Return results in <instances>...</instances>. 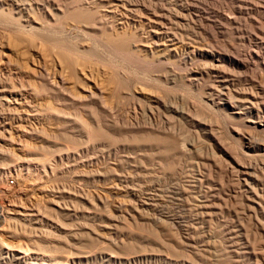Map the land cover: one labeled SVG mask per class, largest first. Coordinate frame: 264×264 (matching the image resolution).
<instances>
[{
    "label": "rangeland",
    "instance_id": "obj_1",
    "mask_svg": "<svg viewBox=\"0 0 264 264\" xmlns=\"http://www.w3.org/2000/svg\"><path fill=\"white\" fill-rule=\"evenodd\" d=\"M142 1L155 3L165 8L169 19L165 26L170 30L173 29L174 31L171 30L173 32L178 31V34L188 37L186 43L183 44L176 40V43H172L173 45L169 43L168 46H163L165 48L163 54L168 53L166 54L168 58L162 55V59L159 61L157 59L159 53L152 56L145 51H136L133 54L117 52L115 48L109 47L108 42L101 34L95 35L89 31L88 34V32L81 33L72 30L69 42L71 47L82 46L90 51L84 55L85 57L73 55L76 60L73 65L75 70L61 63L58 53L62 49L55 47L51 41H43L33 35L13 29L12 15L5 11L0 12V56L1 62L5 63L6 67L3 72L7 75L4 77L7 78L6 81L10 86L13 84V86L19 87L23 83V87L27 90L36 91L33 92L34 95L32 94L31 98L33 107H18V110H13L10 107L0 109V121L7 120L6 123L3 122L4 124L0 122V225L2 226L3 222H6V226L5 224L2 226V230L7 228L5 232L0 230L2 238L5 236L1 243H5V248L10 246V248L17 249L19 246L20 249L24 247V250L29 251L38 245L39 237L47 235V230L54 232L56 228H61L59 230L65 232L62 234L68 235V237L59 235V233L56 234L61 239L63 236L62 240L58 236H56L57 238L47 237L52 238L55 242L60 240V245H62L60 250L65 246L64 248L67 247L66 250L73 252L74 256H83L84 264H184L185 260H188L186 264H191V260L194 262L192 264H252L253 261L256 262L252 254V246L258 247V251L264 250V214L255 209L258 205L251 204L252 201L247 198L242 180L239 178L242 182L239 185V191H243V195H241L242 192H239L240 196L228 197L221 192V182L218 181L219 178L214 173L213 188L215 187L217 192L222 193L223 198L220 195L221 197L216 200L217 207L216 205L215 208L213 207L212 222L199 212L197 198L202 193L195 186L196 182L193 180L199 169L205 172V167L208 168L206 165L214 164V168L220 159L230 161L228 158H220L226 156L217 150V144L213 140L214 136L222 139L221 143L227 144L226 148L229 154L233 155L237 151L235 155L241 157L240 159H243L244 163H248L247 161H252V164L258 162L256 157L253 159L250 157L251 161L249 156L245 157V150L241 147L238 139L240 135H246L248 132V118L231 117L221 111L218 108L221 105L217 103H220V100L224 99L229 92L236 96L243 92L242 89L244 92H249L252 89L251 92L257 93L258 91L261 100L259 101L264 106V93L259 92L256 88L258 85H263L264 88V0H138V2ZM143 14L146 13L143 12ZM56 25L59 28L63 26L59 22ZM65 26L70 28L71 25ZM52 37L57 38L56 35ZM211 47L222 54H218L221 57L219 66L215 68L213 65L214 103L211 102L208 95H203L184 81V74L187 73L188 68L193 66L199 69V66L204 68V65L208 64L205 54H195L193 51L195 49L205 51L204 49ZM164 51L166 52L164 53ZM255 51L259 52V55L262 53V58L252 59L248 66H238L230 60V57L243 59L242 56L245 53H254ZM189 53L192 57L187 61L183 60V56ZM253 60H257V63ZM196 61L200 63L198 64ZM41 66L45 67L49 75L51 74L52 81H57L59 75L67 80L64 87L65 93L60 92V94L55 90L52 92L51 89L42 87L44 82L39 76ZM115 68H118V74ZM227 83L229 84L227 85ZM96 86L102 90V96L104 95V107L93 105L85 107L80 100L77 101L73 98L85 95L88 89H95ZM68 92L71 94L68 95ZM157 98L161 99L160 104L156 102ZM141 104L144 106L143 108ZM194 108L197 111L200 108L198 116H195ZM52 112L54 113L52 114ZM94 118L111 123L116 121L124 129L122 135L116 133L111 137H100L92 142L87 140L83 131L86 128L85 125L94 124ZM203 118L205 120H202ZM198 121L208 122L206 126L213 128V133L203 129L202 123L199 125ZM195 126L198 128L196 129ZM156 127H159V132H151L148 134L149 136L144 135L143 131L137 132L141 128L150 132ZM130 128L134 130L128 132ZM42 130H44V135H49L48 138L41 137L42 139H40L32 134L34 132L42 133ZM157 132L160 133L161 138ZM165 132L171 134L167 136L175 139L176 143L171 144L169 138L166 135L163 136ZM243 132L245 133L243 134ZM182 140L187 141L191 150L196 149L198 152L194 153V150L192 157L190 155L189 157L180 147ZM166 142L168 143L166 144ZM173 145H176V148ZM179 154L181 155L179 156ZM195 155H198L197 159ZM185 156H188L187 159ZM216 156L219 158L217 159ZM186 160L190 161V164ZM197 160L201 164L200 162L198 164ZM216 160L218 161L215 162ZM226 161L225 164H228ZM175 162L176 164H174ZM220 166L217 165V167ZM190 168L192 171L189 172ZM228 168L230 167L228 166ZM214 169L219 171L218 168ZM101 170L106 175L101 173ZM137 170L139 173L136 172ZM181 184H185L186 189L188 187L190 191L188 189L185 191V186L183 187ZM118 185L121 187L118 188ZM190 193H195L196 199H194L195 195L193 197ZM189 195L191 197H188ZM14 207L16 209L28 208L31 214L29 219L33 220L32 224L30 222L29 224L28 221L26 223L19 222L23 220V217H18L20 215L16 217L10 213L15 209ZM194 207L197 208L194 209ZM5 209L10 210L6 211ZM2 213L6 214L5 217ZM7 214L16 218L10 219L8 222ZM6 219L7 221H5ZM209 222L210 224L214 222V226H211ZM195 224L199 226L194 227ZM184 225H191L195 228L196 234L199 232L197 234L199 236H196L194 230H191V234L193 233L196 238L191 242L186 241V243H192L191 246L195 244L196 248L199 246L197 249L201 252H191V255L188 254L189 251H192L191 248L189 250L178 244L175 245L176 240L173 239V236L179 235L178 233L181 236L180 227H185ZM11 228L13 231H21H18L19 234L14 233L16 236L13 234L12 238ZM75 233L81 234L80 237L77 235L78 240L77 236H75L76 240L74 239L73 234ZM2 238L0 237V239ZM65 238L68 240H64ZM35 240L37 241L34 244ZM72 241L77 245L71 246L74 243L71 244ZM44 245L46 250L34 249L30 251L44 252L47 256H57L58 259H63L66 257L64 254H68L66 252L63 254L59 249L55 251L50 246L48 249V244ZM183 251L188 252L187 255ZM254 262L253 264H255ZM262 263L264 264V261L257 264Z\"/></svg>",
    "mask_w": 264,
    "mask_h": 264
},
{
    "label": "bare ground",
    "instance_id": "obj_2",
    "mask_svg": "<svg viewBox=\"0 0 264 264\" xmlns=\"http://www.w3.org/2000/svg\"><path fill=\"white\" fill-rule=\"evenodd\" d=\"M154 1V0H153ZM146 2V3H145ZM142 1V2H138V0H0V12H4L5 13H9L12 15L13 17V21L11 24H13V29L21 32V33H27L30 35H33L34 37H37L43 41H51L53 43V45H55V47H59L60 52L58 53V57L61 61L62 64L66 65L67 67H69L70 69L72 68V70H75V67L73 66L75 64V58H74V54L79 56V57H83L85 54L89 53L90 51H88L87 49H85L84 47L80 46V47H71L70 42V37L72 34V30H77L78 32L81 33H85V32H92L93 34L97 35V34H101V36H103L105 38V40L108 42L109 47L115 48L117 52H121V53H136V51H145L146 53H148L149 55H156L158 54L157 58L159 61H161L162 59V55L166 56V54H163V50L165 48H163V46H168L169 43H176L178 41H181L180 43L185 44L186 40L188 37H186L184 34H178V31L173 32L170 30V28L165 26V23L168 22V16L166 15L165 8H163L161 5L158 6L157 4H152V3H148L147 1ZM169 2V1H168ZM235 3V2H234ZM182 4V3H181ZM123 12H120V11ZM143 12H145L146 14H143ZM182 12V11H181ZM187 12V11H186ZM197 13V12H196ZM181 14V13H180ZM183 14V13H182ZM188 14V13H187ZM8 15V14H7ZM173 15V14H172ZM184 16V15H183ZM176 17V16H175ZM187 17V16H186ZM196 19V18H195ZM176 20V19H175ZM191 20V19H190ZM62 23L63 26L61 28L57 27L56 23ZM176 23V21H175ZM172 24V23H171ZM174 24V23H173ZM61 25V24H60ZM65 25H71L70 28H67V26ZM168 25V24H167ZM178 25V24H177ZM176 25V26H177ZM203 25V24H202ZM169 26V25H168ZM183 26V25H181ZM186 27V26H185ZM211 27V26H210ZM190 28V27H189ZM213 28V27H212ZM260 28V27H259ZM119 29H121L122 31H120ZM193 29V28H192ZM254 29V28H253ZM262 29V28H261ZM195 30V29H194ZM263 30V29H262ZM88 32V34H89ZM198 33V32H197ZM196 34V33H195ZM56 35L57 38L52 37ZM241 35V34H240ZM179 36V37H178ZM203 37V36H202ZM190 38V37H189ZM72 42V41H71ZM74 42V41H73ZM81 43V42H80ZM83 43V42H82ZM249 44V43H248ZM79 45V44H78ZM173 45V44H172ZM177 45V44H176ZM175 45V46H176ZM204 46V45H203ZM200 47V45H199ZM210 47V46H209ZM168 48V47H167ZM193 49V48H192ZM170 51L173 49H169ZM205 51H201V50H197L195 49L193 52L195 54H205L206 58H208V64L204 65V68L202 66V68L199 66L197 69V67H190V69H187V73L184 74V81H186V84H189L191 87L196 88L197 90L200 91V93H202L203 95H208L209 99L211 100L212 103L213 102V65H215L214 67L216 68L217 66H219V62H221V57L219 55H222L221 53L217 52L216 50H214L213 47L208 48V49H204ZM262 50V49H261ZM190 51V50H189ZM166 51H164L165 53ZM187 52V51H186ZM1 53V52H0ZM161 53V54H160ZM175 53V52H174ZM185 53V52H184ZM183 53V54H184ZM244 53V52H242ZM259 52H247L245 53L242 58L243 59H238L237 57H230V60L238 65V66H248L249 64H251L252 59H256V58H262V53L259 55ZM219 54V55H218ZM241 54V53H240ZM160 55V56H159ZM176 55V54H174ZM195 56V55H194ZM238 56V55H237ZM264 56V55H263ZM85 57V56H84ZM157 57V56H156ZM192 57L189 54H186L185 56H183V60L187 61L189 60V58ZM197 57V56H196ZM194 57V58H196ZM166 58H168L166 56ZM181 58V57H180ZM198 58V57H197ZM192 59V58H191ZM264 59V58H263ZM167 60V59H166ZM194 60V59H193ZM202 60V59H201ZM164 61V59H163ZM184 61V62H185ZM256 61L255 63H257V60H253ZM197 62V61H196ZM198 63V62H197ZM196 63V64H197ZM200 63V62H199ZM198 63V64H199ZM194 65V64H193ZM113 66V65H112ZM116 66V65H115ZM190 66V65H189ZM114 67V66H113ZM251 67V66H250ZM5 63L1 62V56H0V109L3 107H10L13 110H18V107H33L31 98H32V94L33 92L36 91H29L27 90L25 87H23V83L18 87V86H13V84H11L12 86H10L7 83V78L4 77V69H5ZM126 68V67H125ZM187 68V67H186ZM219 68V67H218ZM118 68H115V70L117 71ZM221 69V68H220ZM223 69V68H222ZM17 71V70H16ZM49 71V70H48ZM121 71V70H120ZM181 71V70H180ZM18 73V71H17ZM117 74L119 73V71L116 72ZM180 73V72H179ZM220 73V72H219ZM225 73V72H224ZM51 75V74H50ZM50 75L47 73L45 67L41 66L40 69V73L39 76L40 78L43 80V85L42 87L45 89H51L52 92L58 91L60 92H64V87H65V80L62 76H58L59 79L57 81H52V79L50 78ZM7 76V75H5ZM117 76V75H116ZM180 77V76H179ZM5 78V79H4ZM174 78V77H173ZM226 78V77H225ZM228 78V77H227ZM219 79V78H218ZM225 79L223 78V81ZM228 80V79H227ZM221 81V80H220ZM260 82V81H259ZM221 84V83H220ZM229 83H227L228 85ZM254 84V83H253ZM258 84V82H257ZM30 85V84H29ZM49 85V86H48ZM216 85V84H215ZM226 86V85H225ZM261 86H257L256 88H258L259 92H263L264 93V88ZM223 87V86H222ZM247 87V86H246ZM253 87V86H252ZM255 87V85H254ZM159 88V87H158ZM221 88V87H220ZM35 89V88H34ZM32 89V90H34ZM38 89V88H36ZM242 89V88H241ZM218 90V89H217ZM235 90V89H234ZM248 90V89H247ZM246 90V91H247ZM256 90V89H255ZM47 91V90H46ZM49 91V90H48ZM219 91H222L221 89H219ZM229 91V89H228ZM239 91V90H238ZM242 93L240 92V94L238 93V95L236 94V96L232 95L230 92L228 93L227 96H225L224 99L220 100V104L221 107H218L221 111H223L224 113H226L227 115H230L231 117L237 116L239 118H248V122H249V126H247L248 128V132L246 133V135L244 134L245 132H243L244 135H240L239 136V141H240V145L242 148H244V152L245 157L249 156V159L251 157V159H253L254 157H256L258 159V162L256 161V163L252 164L251 159L249 161H247L248 163H244L237 155H235V152L231 155L229 154L228 149L226 148L227 144L225 145L222 142V139L220 140L219 137L214 136L215 138H213V140L216 142L217 144V150L219 152H221L222 154H224L226 157H220L222 159L224 158H228L230 161H226L228 164H225L224 160H219V166L217 167L218 164H216V166L214 168H218L219 171L217 172V169L215 170L213 168V165H206L208 168L205 167V172H203L201 169H197V174L196 176H194V182H196L197 188H199L200 196H198V204L197 207L200 210V214H202V216L204 217H208L210 222H212L213 220V207L215 208V205L217 207V203L216 200L219 199V197H221L222 193L226 194V196L228 195V197H236L238 196L239 192H242L241 195H243V191H239V185L243 182L244 183V193H246L247 198H249L254 204L258 205L257 210L260 211L261 214H264V106L261 104V100H260V96L258 95V91L257 93L254 92H244V90L242 89ZM232 92V91H231ZM234 92V91H233ZM56 93V92H55ZM65 93V92H64ZM217 93V92H215ZM221 93V92H220ZM219 93V95H221ZM58 94V93H57ZM61 94V93H60ZM71 94L68 92V95ZM102 90L99 89V87L96 86L95 89H88L87 92L85 93V95L83 96H74L72 94V96H74L73 98L77 101H81V104L83 106H95V107H104V95L102 96ZM226 94V91H225ZM260 94V93H259ZM34 95V94H33ZM59 95V94H58ZM217 95V94H216ZM264 95V94H263ZM61 96V95H60ZM218 96V95H217ZM159 97V96H158ZM216 97V96H215ZM214 97V99H215ZM220 97V96H219ZM222 97V96H221ZM56 98V97H55ZM64 98V97H63ZM191 98V97H190ZM163 99V98H162ZM189 99V98H188ZM193 99V98H192ZM191 99V100H192ZM260 100V101H259ZM67 101V100H66ZM215 101V100H214ZM156 102L160 104L161 99L157 98ZM217 102V101H216ZM187 103V102H186ZM140 104V103H139ZM162 104V103H161ZM164 104V103H163ZM166 104V103H165ZM158 105V104H157ZM210 105V104H208ZM213 105V104H212ZM142 108L144 107L141 104ZM148 106V105H147ZM150 106V105H149ZM152 106V105H151ZM215 106V105H214ZM263 106V107H261ZM146 107V106H145ZM156 108V106H154ZM153 107V108H154ZM159 107V106H158ZM213 107V106H212ZM192 108V107H191ZM197 108V106H196ZM88 109V108H87ZM95 109V108H94ZM109 109V108H108ZM113 109V108H112ZM200 109V108H199ZM198 109V111H199ZM151 110V109H150ZM183 110V109H182ZM189 110V109H188ZM191 110V109H190ZM195 112V116H198L200 113L194 108L193 109ZM213 110V109H212ZM218 110V109H217ZM91 111V109H90ZM105 111V110H104ZM154 111V110H151ZM219 111V110H218ZM15 112V111H14ZM159 112V111H158ZM200 112H202L200 110ZM54 112H52L53 114ZM65 113V112H64ZM94 113H96L94 111ZM155 113V112H153ZM192 113V112H191ZM203 113V112H202ZM210 113V112H209ZM30 114V113H29ZM51 114V115H52ZM57 114V113H55ZM102 114V112H101ZM157 114V113H156ZM212 114V113H211ZM59 115H62L59 113ZM70 115V114H69ZM94 115V114H92ZM107 115V114H106ZM192 115V114H191ZM190 115V116H191ZM225 116V114H223ZM19 116V115H18ZM56 116V115H55ZM64 116V114H63ZM68 116V115H67ZM112 116V115H111ZM115 116V115H114ZM120 116V115H119ZM156 116V115H155ZM194 116V115H193ZM16 117V116H15ZM106 117V116H105ZM129 117V116H128ZM127 117V118H128ZM135 117V116H134ZM166 117V116H165ZM188 117V116H187ZM102 118V116H101ZM162 118V117H161ZM190 118V117H189ZM195 118V117H194ZM213 118V117H212ZM211 118V119H212ZM215 118V117H214ZM229 118V117H228ZM236 118V117H235ZM91 119V118H90ZM104 119V118H103ZM196 119V118H195ZM198 119V118H197ZM216 119V118H215ZM218 119V118H217ZM233 119V118H232ZM93 120H95L94 124L92 123L91 126L89 125H85V129L82 131L85 133V136L87 138V140L89 141H94L99 139L100 137H107L116 133H121L123 132V128L120 127L116 121H102V119L99 118H94ZM105 120V119H104ZM115 120V119H114ZM140 120V119H139ZM199 120V119H198ZM202 120H205L204 118ZM222 120V119H221ZM240 120V119H238ZM242 120V119H241ZM7 121V120H6ZM4 119L0 122H5ZM122 121V120H121ZM125 121V120H124ZM130 121V120H129ZM157 121V120H156ZM163 121V120H162ZM209 121V120H208ZM84 122V121H83ZM140 122V121H139ZM161 122V121H160ZM1 123V124H2ZM69 123V122H68ZM127 123V122H126ZM130 123V122H129ZM154 123V122H153ZM203 126V129L208 130L209 133H213V128H207L205 121H198V124ZM205 123V124H204ZM4 124V123H3ZM196 124V123H195ZM194 124V125H195ZM247 124V123H246ZM147 125V124H146ZM159 125V124H158ZM210 125V124H209ZM248 125V124H247ZM134 126V125H133ZM140 126V125H139ZM160 126V125H159ZM212 126V125H211ZM132 127V126H130ZM167 127V126H166ZM172 127V126H171ZM196 127V126H195ZM34 128V127H33ZM36 128V127H35ZM135 128V127H134ZM159 128V127H158ZM158 128L156 127L155 130H151L150 132H148L146 129L141 128L139 129L137 132L139 133V131H143L144 135L146 134L147 136H149L148 134H150L151 132L154 131H158ZM164 128V127H163ZM189 128V126H188ZM198 127H196L197 129ZM6 129V128H5ZM39 129V128H38ZM37 129V130H38ZM77 129V128H76ZM148 129V128H147ZM169 129V128H168ZM175 129V128H174ZM35 130V129H34ZM35 130V131H37ZM71 130V129H70ZM128 132L133 131V128L128 129ZM161 130V129H160ZM177 130V129H176ZM237 130V128H236ZM242 130V129H241ZM26 131V130H25ZM30 131V130H29ZM41 131V130H40ZM44 130H42V133H32L33 135L37 136L38 138L42 139L43 137L48 138L47 136L49 135H44ZM163 131V130H162ZM161 131V132H162ZM191 131V130H190ZM243 131V130H242ZM3 132V131H2ZM10 132V131H8ZM21 132V131H20ZM18 132V133H20ZM126 132V131H125ZM157 132V133H158ZM179 132V131H178ZM184 132V131H183ZM187 132V131H186ZM198 132V131H197ZM200 132V131H199ZM241 133V131H239ZM27 133V132H26ZM52 133V132H51ZM57 133V131H56ZM55 133V134H56ZM142 133V132H141ZM142 133V134H143ZM182 133V132H181ZM205 133V131H204ZM207 133V132H206ZM23 134V133H21ZM59 134V133H58ZM70 134V133H69ZM162 134V133H161ZM203 134V133H202ZM66 135V134H65ZM125 135V134H124ZM123 135V136H124ZM160 135V133H158V136ZM168 137L166 134V132L164 133L163 136ZM171 135V134H170ZM169 135V136H170ZM178 135V134H177ZM191 135V134H190ZM211 135V134H210ZM215 135V134H213ZM223 135V134H222ZM126 136V135H125ZM138 136V134H137ZM142 136V135H141ZM146 136V137H147ZM202 136V135H201ZM14 137V136H13ZM42 137V138H41ZM74 137V136H73ZM131 137V136H130ZM129 137V138H130ZM135 137V136H134ZM139 137V136H138ZM143 137V136H142ZM153 137V136H152ZM154 137L156 138V134L154 133ZM153 137V138H154ZM187 137V136H186ZM199 137V136H198ZM204 137V136H203ZM222 137V136H220ZM232 137V136H231ZM236 137V136H235ZM55 138V137H54ZM80 138V137H79ZM78 138V139H79ZM85 138V139H86ZM149 138V137H148ZM147 138V139H148ZM151 138V137H150ZM161 138V135H160ZM169 138V137H168ZM167 138V139H168ZM180 138V137H179ZM191 138V137H190ZM83 139V140H85ZM110 139V138H109ZM113 139V138H112ZM122 139V138H121ZM146 139V140H147ZM159 139V137H158ZM202 139V138H201ZM207 139V138H206ZM210 139V138H209ZM228 139V138H227ZM64 140V139H63ZM62 140V141H63ZM106 140V139H105ZM120 140V138H119ZM129 140V139H128ZM144 140V139H143ZM152 140V139H151ZM155 140V139H154ZM175 140V139H174ZM173 138H169V141L173 143H176V141H174ZM177 140V139H176ZM188 140V139H186ZM186 140H182L180 141L182 146H180L181 148L184 149V151L187 153V155L191 156L194 153H197L198 151H196V149L191 150V147L188 146V143ZM195 140V138H194ZM208 140V139H207ZM212 140V142H213ZM234 140V139H233ZM45 141V140H44ZM49 141V140H48ZM70 141V140H69ZM114 141V140H113ZM130 141V140H129ZM178 141V140H177ZM190 141V140H189ZM221 141V142H220ZM57 142V141H55ZM109 142V141H108ZM106 142V143H108ZM119 142V141H118ZM139 142V141H138ZM179 142V143H180ZM68 143V142H67ZM164 143V142H163ZM168 142H166L167 144ZM194 143V141H193ZM197 143V142H196ZM201 143V142H200ZM209 143V142H208ZM51 144V143H49ZM114 144V143H113ZM117 144V143H116ZM135 144V143H134ZM230 144V143H229ZM228 144V145H229ZM180 145V144H179ZM195 145V144H194ZM201 145V144H200ZM233 145V144H232ZM235 145V144H234ZM176 146V145H175ZM173 145V147H175ZM213 146V145H210ZM231 146V145H230ZM52 147V146H50ZM100 147V146H99ZM102 148V147H101ZM104 148V147H103ZM165 148V147H164ZM176 148V147H175ZM204 148V147H202ZM241 148V149H242ZM179 149V148H178ZM48 150V149H47ZM105 150V149H104ZM161 150V148H160ZM165 150V149H164ZM216 150V151H217ZM235 150V149H234ZM101 151V150H100ZM194 151V153H193ZM202 151V149H201ZM215 151V152H216ZM217 151V152H218ZM232 151V150H230ZM34 152V151H33ZM141 152V151H140ZM143 152V151H142ZM145 152V151H144ZM160 152V151H159ZM162 152V151H161ZM166 152V151H165ZM172 152V151H171ZM239 152V151H238ZM243 152V153H244ZM80 153V152H79ZM139 153V152H138ZM167 153V152H166ZM213 153V152H212ZM211 153V154H212ZM132 154V153H131ZM130 154V155H131ZM142 154V153H141ZM146 154V153H145ZM221 154V155H222ZM134 155V154H133ZM181 154H179L180 156ZM223 155V156H224ZM239 155V154H238ZM176 156V155H175ZM188 156H185L188 157ZM189 156V157H190ZM196 159L198 158V155H195ZM242 158L243 155H241ZM61 157V156H60ZM192 157V156H191ZM211 157V156H210ZM213 157V155H212ZM62 158V157H61ZM139 158V157H138ZM217 158V156H216ZM219 158V157H218ZM217 158V159H218ZM255 158V159H256ZM150 159V158H149ZM180 159V158H178ZM187 159V158H186ZM194 159V158H192ZM195 159V160H196ZM200 159V158H199ZM144 160V159H143ZM189 160V159H188ZM186 160V161H188ZM195 160H193L195 162ZM140 161V160H139ZM138 161V162H139ZM147 161V160H146ZM160 161V160H159ZM162 161V160H161ZM179 161V160H178ZM192 161V162H193ZM218 160H216L215 162H217ZM224 161V163H223ZM254 161V160H253ZM167 162V161H166ZM190 164V161H188ZM191 162V163H192ZM198 162V160L196 161ZM200 162V161H199ZM198 162V164H199ZM214 162V163H215ZM221 162V163H220ZM246 162V160H245ZM172 163V162H171ZM184 163L186 164L185 160ZM139 164V163H138ZM176 164V162L174 163ZM184 164V165H185ZM197 164V165H198ZM201 164V162H200ZM204 165V163H202ZM225 164V166H223ZM179 165V164H178ZM177 165V166H178ZM163 166V165H162ZM171 166V165H169ZM168 166V167H169ZM174 166V165H172ZM183 166V165H182ZM188 166V165H187ZM193 166V165H192ZM191 166V167H192ZM205 166V165H204ZM228 166L230 168H228ZM185 167V166H184ZM197 167V166H196ZM15 168V167H14ZM166 168V166H165ZM183 168V167H180ZM188 168V167H187ZM184 168V169H187ZM198 168V167H197ZM41 169V168H40ZM109 169V168H108ZM174 169V168H173ZM184 169H182L184 171ZM192 168L189 169V172L192 171ZM195 169V168H193ZM98 170V169H97ZM100 171V170H99ZM102 171V170H101ZM108 171V170H107ZM114 171V170H113ZM124 171V170H123ZM175 171V170H174ZM39 172V171H38ZM109 172V171H108ZM138 172V170L136 171ZM187 172V171H186ZM185 172V173H186ZM195 172V171H194ZM91 173V172H90ZM94 173V172H93ZM92 173V174H93ZM97 173V172H96ZM103 173V171L101 172ZM107 173V172H106ZM118 173V172H117ZM139 173V172H138ZM180 173V172H179ZM184 173V174H185ZM188 173V172H187ZM193 173V172H192ZM214 173L217 175V178L219 182H221V194L220 192L217 190H215V187L213 188L214 183ZM105 174V173H103ZM147 174V173H146ZM183 174V175H184ZM90 175V174H88ZM106 175V174H105ZM125 175V174H123ZM136 175V174H135ZM141 175V174H140ZM182 175V176H183ZM187 175V174H186ZM191 175V174H190ZM189 175V176H190ZM126 176V175H125ZM134 176V175H133ZM132 178V177H131ZM141 178V177H140ZM189 178V177H187ZM216 178V177H215ZM242 180V182L240 181V179ZM128 179V178H127ZM186 179V178H185ZM193 179V178H192ZM184 180V179H183ZM110 181V180H109ZM189 181V180H188ZM223 181V182H222ZM225 182V183H224ZM227 182V183H226ZM136 183V182H135ZM192 183V182H191ZM214 183V184H213ZM117 184V183H116ZM115 184V185H116ZM119 184V183H118ZM187 184V182H186ZM124 185V184H123ZM135 185V184H134ZM207 185V186H206ZM243 185V184H242ZM120 185H118L117 187L119 188ZM181 186H185L181 184ZM217 186V185H216ZM121 187V186H120ZM196 188V189H197ZM243 188V187H241ZM183 189V188H182ZM185 191L188 189H186L185 186ZM190 191V189H188ZM192 190V189H191ZM183 191V190H182ZM194 191V190H193ZM196 191V190H195ZM184 193V191H183ZM198 193V191H197ZM189 194V193H188ZM187 194V195H188ZM92 195V194H90ZM98 195V194H97ZM186 195V194H185ZM190 195H195L191 194ZM188 197H191V196ZM221 195V196H220ZM100 196V195H99ZM184 196V195H183ZM225 196V197H226ZM240 196V195H239ZM86 197V196H85ZM187 197V196H186ZM194 197V196H193ZM223 198V196H222ZM221 198V199H222ZM238 198V197H237ZM87 199V198H86ZM108 199V198H107ZM188 199V198H187ZM191 199V198H190ZM193 199V198H192ZM194 199H196V195L194 197ZM103 200V199H102ZM232 200V199H231ZM92 201V200H91ZM90 201V202H91ZM189 202V200H187ZM192 201V200H191ZM243 201V200H242ZM85 202V201H84ZM96 202V201H95ZM94 202V203H95ZM233 203V201H231ZM239 202V200H238ZM220 203V202H218ZM226 203V202H225ZM241 203V202H239ZM246 203V202H245ZM234 204V203H233ZM247 204V203H246ZM194 205V204H193ZM226 205V204H225ZM6 206V205H5ZM12 206V205H11ZM16 206V205H14ZM19 206V205H18ZM86 206V205H85ZM120 206V205H119ZM134 206V205H133ZM196 206V205H195ZM108 207V206H106ZM196 207V208H197ZM219 207V205H218ZM242 207V206H241ZM255 207V206H254ZM15 208V207H14ZM86 208V207H85ZM93 208V207H92ZM192 208V207H190ZM194 207V209H196ZM221 208V206H220ZM233 208V207H232ZM197 209V210H198ZM246 209V208H245ZM6 210V209H5ZM3 210V211H5ZM10 210V209H8ZM6 210V211H8ZM93 210V209H92ZM218 210V209H217ZM235 210V209H234ZM238 210V209H237ZM5 211V212H6ZM12 212H10L13 215H20L18 217H23L22 221L19 222H23L26 223L28 221V223L31 221H33L30 217V212L28 208L25 209H14L11 210ZM103 211V210H102ZM108 211V210H107ZM188 211V210H187ZM191 211V210H190ZM221 211V210H220ZM255 211V210H254ZM105 212V211H103ZM129 212V211H128ZM193 212V211H192ZM191 212V213H192ZM195 212V211H194ZM240 212V211H239ZM256 212V211H255ZM40 213V212H39ZM102 213V212H100ZM3 216L6 215L4 213H2ZM1 214V215H2ZM109 214V213H108ZM107 214V215H108ZM120 214V213H119ZM130 214V213H129ZM194 214V213H193ZM196 214V213H195ZM198 214V213H197ZM223 214V213H222ZM7 216L8 218V222L10 221V219H15L16 217L14 216H10V214ZM133 216V215H132ZM2 217V216H1ZM5 217V216H4ZM122 217V216H121ZM142 217V216H141ZM194 217V215H193ZM233 217V216H232ZM260 217V216H259ZM102 218V217H101ZM137 218V217H136ZM202 218V217H201ZM208 218H204V219H208ZM244 218V217H243ZM242 218V219H243ZM253 218V217H252ZM5 219V218H4ZM18 219V218H17ZM185 219V218H184ZM203 219V218H202ZM223 219V218H222ZM229 219V218H228ZM260 219V218H259ZM1 220V219H0ZM3 220V218H2ZM230 220V219H229ZM249 220V219H248ZM261 220V219H260ZM7 221V219L5 220ZM205 221V220H204ZM252 221V220H251ZM13 222V221H12ZM129 222V221H128ZM137 222V221H136ZM209 222V224H210ZM248 222V221H247ZM6 226V222H3ZM15 223V221H14ZM18 223V222H17ZM29 223V224H30ZM127 223V222H126ZM131 223V222H129ZM173 223V222H172ZM190 223V222H189ZM208 223V222H207ZM214 223V222H213ZM212 224H210L211 226H214ZM250 223V222H249ZM253 223V222H252ZM255 223V222H254ZM263 223V222H261ZM2 224V223H1ZM3 224V225H4ZM9 224V223H8ZM32 224V223H31ZM34 224V223H33ZM36 224V222H35ZM38 224V222H37ZM40 224V223H39ZM128 224V223H127ZM141 224V223H139ZM199 224V223H198ZM220 224V223H219ZM230 224V223H229ZM242 224V222H241ZM2 225V226H3ZM20 225V224H19ZM59 225V224H58ZM197 224L194 225V227H196ZM209 225V226H210ZM237 225V223H236ZM259 225V224H258ZM2 226L0 225L2 230ZM9 227H11L10 225H8ZM37 226V225H36ZM60 226V225H59ZM126 226V225H125ZM185 227H180L181 228V236L180 233H178L179 235L173 236V239L176 240L174 243L175 245L178 244L181 247H184L186 249L190 248L192 249V251H189L191 254V252H195L197 251V253L201 252V250L199 251V249H197L195 247V244H193V246H191L190 244L192 243H186L187 242H191L193 240H195V228H193L191 225H184ZM199 226V225H197ZM220 226V225H218ZM227 226V225H226ZM248 226V225H247ZM255 226V225H254ZM8 227V229H9ZM18 227V226H17ZM24 227V226H23ZM43 227V226H42ZM58 227V226H57ZM62 227V226H61ZM216 227V226H215ZM238 227V226H237ZM21 228V226H20ZM38 228V227H36ZM45 228V226H44ZM134 228V227H133ZM139 228V227H138ZM221 228V227H219ZM248 228V227H247ZM7 229V228H6ZM6 229L4 228V230H2L3 232L6 231ZM12 229V238H13V234L18 233L19 230H14ZM17 229V228H16ZM61 229V228H59ZM58 228L55 229L54 232H51L50 230H47V235H44L42 237H39V243L37 246H35V250H46L44 249L45 245L44 244H48V249L49 246L54 249L55 251H57V249H59L60 252H62L63 254L66 252L68 254H64V256H66L65 258L63 257V259H58L57 256H47L46 254L43 253H36L35 251L32 252L30 250H34L33 247L31 249L28 250H24V247H21V243L19 242V245L21 247V249L18 248L15 249L10 248V246L8 248H5V243H1V241L3 240V237L1 236L0 233V237L2 239H0V264H84V260H83V256H74L73 252L66 250V248L63 247V249H65L63 251V249L60 250V248H62L61 241L62 239L59 237V235H64L62 234L65 233L62 230H59ZM142 229V228H141ZM152 229V228H151ZM211 229V228H210ZM44 230V229H43ZM129 230V229H128ZM138 230V229H137ZM144 230V229H143ZM174 230V229H173ZM172 230V231H173ZM191 230H194V234H191ZM212 230V229H211ZM217 230V229H216ZM231 230V229H230ZM235 230V229H234ZM254 230V229H253ZM10 231V229H9ZM21 231V230H20ZM19 231V232H20ZM53 231V230H52ZM57 231V232H56ZM148 231V230H147ZM202 231V230H201ZM209 231V230H208ZM213 231V230H212ZM228 231V230H227ZM260 231V230H259ZM8 232V231H7ZM23 232V230H22ZM140 232V231H139ZM211 232V231H210ZM215 232V231H214ZM225 232V231H224ZM230 232V231H229ZM56 233H59V235H57ZM145 233V232H144ZM154 233V232H153ZM156 233V231H155ZM172 233V232H171ZM199 233V232H198ZM197 233V234H198ZM212 233V232H211ZM257 233V232H256ZM11 234V232H10ZM14 234V235H15ZM19 234V233H18ZM83 234V233H82ZM160 234V233H159ZM168 234V233H167ZM166 234V235H167ZM174 234V233H173ZM172 234V235H173ZM196 236H199L197 235ZM224 234V233H223ZM227 234V233H225ZM244 234V233H243ZM254 234V233H253ZM3 235V233H2ZM42 235V234H41ZM78 234L75 233L73 234L74 239L76 238L75 236H77ZM81 235V234H80ZM80 235H78L80 237ZM87 235V234H86ZM171 235V236H172ZM238 235V234H237ZM240 235V234H239ZM10 236V235H9ZM16 236V235H15ZM23 236V235H22ZM59 237V241L55 242L54 240H52V238H48V237ZM68 237V235H66ZM65 236V237H66ZM78 236H77V240H78ZM152 236V235H151ZM18 237V236H17ZM21 237V236H20ZM145 237V236H144ZM154 237V236H153ZM152 237V238H153ZM157 237V236H156ZM229 237V236H228ZM235 237V236H234ZM248 237V235H247ZM255 237V236H254ZM57 238V237H56ZM82 238V237H81ZM90 238V237H89ZM95 238V237H94ZM140 238V237H139ZM162 239V237H160ZM166 238V237H165ZM169 238V237H168ZM172 238V237H171ZM184 238V239H183ZM217 238V237H216ZM232 238V237H231ZM260 238V237H259ZM8 239V238H6ZM18 239V238H17ZM73 239V240H74ZM183 239V240H182ZM249 239V238H247ZM56 240V239H55ZM58 240V239H57ZM64 240H68V238H65ZM76 240V239H75ZM209 240V239H207ZM216 240V239H215ZM252 240V239H251ZM255 240V239H254ZM4 241V240H3ZM20 241V239H19ZM37 240H35L34 244L36 243ZM160 241V240H158ZM171 241V240H170ZM185 241V242H184ZM214 241V240H213ZM256 241V240H255ZM55 242V243H53ZM64 242V241H63ZM74 241L70 242L71 244ZM96 242V241H95ZM168 242V241H167ZM195 242V241H194ZM197 242V241H196ZM221 242V241H220ZM243 242V241H242ZM259 242V241H258ZM257 242V243H258ZM8 243V242H7ZM14 243V242H13ZM84 243V242H83ZM98 243V242H97ZM95 243V244H97ZM230 243V242H229ZM12 244V243H11ZM9 244V245H11ZM33 244V245H34ZM64 244V243H63ZM69 244V243H68ZM67 244V245H68ZM74 244H76L75 242L73 243V245L71 246H75ZM79 244V243H78ZM138 244V243H137ZM161 244H163L161 242ZM216 244V243H215ZM220 244V243H219ZM225 244V243H224ZM228 244V243H227ZM232 244V243H231ZM8 246V244H6ZM32 245V246H33ZM77 245V244H76ZM80 245V244H79ZM177 245V246H178ZM218 245V244H217ZM226 245V244H225ZM255 245V244H254ZM6 246V247H7ZM12 246V245H11ZM16 247V245H13ZM43 246V248H42ZM69 246V245H68ZM125 246V245H124ZM165 246V245H164ZM168 246V245H167ZM166 246V247H167ZM173 246V245H172ZM171 246V248H173ZM197 246V245H196ZM242 246V244H241ZM158 247V246H157ZM217 247V246H216ZM263 247V246H262ZM8 249L7 251H5L4 249ZM24 248V249H23ZM27 249L29 248L26 247ZM46 248V247H45ZM87 248V247H86ZM131 248V247H130ZM168 248V247H167ZM178 248V247H177ZM182 248V249H184ZM258 248V247H257ZM257 248L255 246H252V254L254 255V259L256 262H254L255 264L260 263L261 261H264V250L260 249V251L257 250ZM70 249V247H69ZM80 249V248H79ZM83 249V248H82ZM174 249V248H173ZM202 249V248H201ZM51 250V249H50ZM73 250V249H72ZM95 250V249H94ZM138 250V249H137ZM181 250V249H180ZM204 250V249H203ZM208 250V249H207ZM235 250V249H234ZM244 250V249H243ZM246 250V249H245ZM186 251V250H184ZM183 251V252H184ZM205 251V250H204ZM215 251V250H214ZM226 251V250H225ZM242 251V249H241ZM51 252V251H50ZM49 252V253H50ZM92 252V251H91ZM246 252V251H245ZM46 253V251H45ZM82 253V252H81ZM171 253V252H170ZM184 252V254H186ZM217 253V252H215ZM228 253V252H227ZM241 253V252H240ZM62 254V255H63ZM74 254H76L74 252ZM79 254V253H78ZM181 254V253H180ZM202 254V253H200ZM219 254V252H218ZM231 254V253H230ZM51 255V254H50ZM175 255V254H174ZM187 255V254H186ZM195 256V255H193ZM202 255H200L201 257ZM227 256V255H226ZM251 256V255H250ZM187 258H189L188 256H186ZM191 257V256H190ZM203 257V256H202ZM205 257V256H204ZM224 257V256H223ZM185 258V257H184ZM232 258V257H231ZM237 258V257H236ZM245 258V257H244ZM192 259V258H191ZM195 259V258H194ZM199 259V257H198ZM220 259V258H219ZM253 259V258H252ZM200 260V259H199ZM212 260H214L212 258ZM185 260V263L186 264ZM193 260H191V264L194 263L192 262ZM222 261V260H221ZM201 262V261H200ZM231 262V261H230ZM250 262V261H249ZM252 262V261H251ZM252 262V264H253ZM224 263V262H223ZM250 264V263H249ZM263 264V263H262Z\"/></svg>",
    "mask_w": 264,
    "mask_h": 264
}]
</instances>
